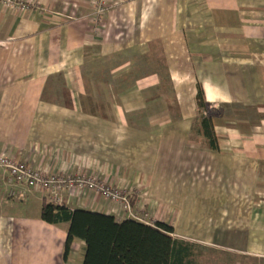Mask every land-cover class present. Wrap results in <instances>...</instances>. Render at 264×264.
<instances>
[{"label": "crops", "instance_id": "0c3cea01", "mask_svg": "<svg viewBox=\"0 0 264 264\" xmlns=\"http://www.w3.org/2000/svg\"><path fill=\"white\" fill-rule=\"evenodd\" d=\"M17 1H0V156L131 191L194 240L190 264H264V0H110L101 18L95 0ZM7 176L0 264H83L82 240L65 257L70 223L42 217L50 193ZM64 194L126 220L96 192Z\"/></svg>", "mask_w": 264, "mask_h": 264}, {"label": "trees", "instance_id": "16d2710c", "mask_svg": "<svg viewBox=\"0 0 264 264\" xmlns=\"http://www.w3.org/2000/svg\"><path fill=\"white\" fill-rule=\"evenodd\" d=\"M198 101L207 145L219 150L212 116L207 115L202 93ZM42 217L51 224L70 223L65 257L75 241L82 240L86 248L83 264H190L193 261V244L174 237V228L167 223L152 226L132 218L118 222L113 215L84 208L73 210L52 202H45Z\"/></svg>", "mask_w": 264, "mask_h": 264}, {"label": "built area", "instance_id": "2783aa9c", "mask_svg": "<svg viewBox=\"0 0 264 264\" xmlns=\"http://www.w3.org/2000/svg\"><path fill=\"white\" fill-rule=\"evenodd\" d=\"M8 8L19 6L17 0H0ZM110 0H95L96 12L101 18L109 9ZM0 167L7 172V180L10 184L21 183L29 188L40 187L48 191L49 201L55 204L65 203V192L77 188L89 190L101 195L105 200L117 205L124 213L128 214L126 219L132 218L148 225L157 226L159 221L155 219L150 211H136L132 200V192L109 186L98 181L91 175H68L64 176L55 172H46L26 162L12 160L7 156H0ZM15 190L11 191L15 194Z\"/></svg>", "mask_w": 264, "mask_h": 264}, {"label": "rangeland", "instance_id": "374dc122", "mask_svg": "<svg viewBox=\"0 0 264 264\" xmlns=\"http://www.w3.org/2000/svg\"><path fill=\"white\" fill-rule=\"evenodd\" d=\"M204 114V113H203ZM119 188V187H117ZM121 190H124L122 188H119ZM131 190V189H130ZM133 191H138V189H132ZM102 197V196H101ZM103 198V197H102ZM140 209V208H139ZM124 217L127 218L128 217V214L127 213H124ZM155 219H157L156 217H154ZM174 234V233H173ZM175 236V235H174ZM183 240V239H181ZM186 239H184L185 241ZM194 241L193 239H190V240H187V242H190V241ZM193 244V242H191ZM197 245H199V247L202 246V244L199 242H197ZM204 245V244H203ZM204 256V255H203ZM205 257L207 258L206 260L208 261V264H213V263H217V261L219 263H222V264H227L228 262H231V261H235L233 260V258H230L225 252L224 254H217V253H211V252H208Z\"/></svg>", "mask_w": 264, "mask_h": 264}]
</instances>
